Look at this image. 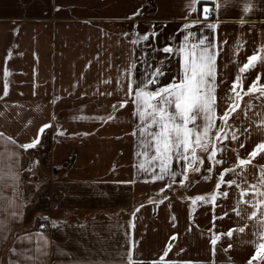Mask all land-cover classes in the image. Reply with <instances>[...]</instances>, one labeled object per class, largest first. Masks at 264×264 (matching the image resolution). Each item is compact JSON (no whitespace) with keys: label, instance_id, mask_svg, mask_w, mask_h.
<instances>
[{"label":"crops","instance_id":"0c3cea01","mask_svg":"<svg viewBox=\"0 0 264 264\" xmlns=\"http://www.w3.org/2000/svg\"><path fill=\"white\" fill-rule=\"evenodd\" d=\"M245 3L252 5L246 13ZM187 4L188 0H0V264H126L130 245L136 264H149L162 254L172 233L177 234L176 240L165 260L246 264L255 250L254 241L258 243L254 233L260 230L258 218L264 205L257 217L248 219L251 205L240 202L237 216L231 209L240 199L239 190L235 185L221 184L219 189L216 185L221 168H231L237 157L246 159L255 144L264 140V125L260 124L264 96L247 92L257 72V88L264 84V66L259 60L255 68L239 73L240 106L224 126L228 138L220 140L215 134L222 126L220 117L230 103L226 102L231 95L228 89L239 67L264 48V0H212L206 17L209 22L218 21V26L205 28L203 34L209 40L214 35L220 49L216 119L209 140L222 148L216 159L223 163L212 165L216 182L211 188H202L206 198L218 193L215 207L211 202L194 207L189 199L175 195L156 204L141 203V198L151 196L165 183L187 185L197 164L189 165L183 184L167 177L145 181L144 176L158 172L159 167L152 151L139 155L143 149L139 133L133 134L139 127L133 105L117 106L113 113L112 105L127 90L126 79L123 91L117 79L131 60L141 61L133 72L135 78L147 67L143 61L155 64L166 55L153 52L149 44L179 47L185 43L181 25L205 19L197 16V10L190 12ZM215 4L220 6L212 12ZM152 26L159 30L155 39L149 36L147 41L133 42L134 33L143 34ZM198 27L191 29L197 37L201 34ZM180 65L177 53L167 57L161 83L178 76ZM5 67L9 73L7 95L3 94ZM109 114L114 118H93ZM49 122L34 147H20ZM196 123L203 121L198 117ZM228 126L236 128V140L231 139ZM203 152L196 148L199 157ZM261 166L264 152L225 173L223 179L235 178L241 189L249 183L261 189ZM171 167L175 170V159ZM225 190L227 196L219 195ZM254 192L250 189L244 200L252 199ZM139 205L143 207L136 211ZM222 212L228 214L222 216ZM241 227L243 231L238 230ZM229 229L233 230L231 236L227 235ZM212 233L220 234L214 255L209 243Z\"/></svg>","mask_w":264,"mask_h":264},{"label":"snow or ice","instance_id":"6c2138e0","mask_svg":"<svg viewBox=\"0 0 264 264\" xmlns=\"http://www.w3.org/2000/svg\"><path fill=\"white\" fill-rule=\"evenodd\" d=\"M201 12L198 16H203L205 19L201 21L200 19H193L188 23L181 25L183 29V40L181 46L174 48L172 44L165 43L162 47L154 44H149L148 47L152 49L153 52H160L166 54L162 56L160 61L155 64H147V60L143 61L147 67L142 73H140L135 78L133 77V72L137 68V64L141 63L139 58H134L129 63L128 67L123 69L120 74V78L117 79V84L121 86V91H123L124 79L127 81V90L124 91V98L115 102L113 107V113L115 112L117 106L119 108H124L125 105L131 103L133 105V116L138 117V128L133 129V134L137 135L139 133L140 148L143 149L139 155L144 156L148 154V151H152V159L158 161L159 171H152L150 175H145V181H164L167 177L169 181L175 182L177 178L179 183L183 184L184 179L187 176V169L189 165L193 162H198L197 166L193 169L194 172H199V165L203 164V160L196 154V148H200L204 151H208V145L211 143L212 148L208 155L209 167L207 168V173H211L212 165L223 163L222 160L216 159V153L221 151L222 148H218L216 144L209 140L210 127L214 125L216 114H215V90L216 84V59L219 54L220 49L217 47L215 42V36L213 39L209 40L206 35L203 34L204 29L215 30L218 26V21L216 23L209 22L206 17L209 15V5L212 0H199ZM219 4H215L212 7V12H216L219 8ZM187 7L190 12H195L197 10V0H188ZM252 7L250 3H245L243 6V12H248ZM137 12L132 13V15H137ZM199 26L197 31L201 34L197 37L196 31L191 29L194 26ZM136 26L133 25V28ZM14 31H16L14 29ZM158 29L152 26L148 32L143 34L134 33L135 40L134 43H139L140 41H147L149 36L153 39L158 34ZM124 35H127L125 33ZM192 38L191 40L189 38ZM221 44L224 41L220 42ZM238 51V48L236 49ZM177 53L181 57L180 73L178 76H173L169 82L161 83V79L164 77L166 72V58L171 56L173 53ZM264 48L260 52H254L252 55L247 57V62L239 67L238 74L235 79L231 82V87L228 92L231 93L227 96L226 102L227 107L223 111V115L220 117L222 121V126L216 131V137L220 140L228 138V133L225 131L227 125L228 117L238 108L239 101L241 98L242 90V80L239 73L245 72L249 68H255L256 62L259 60L261 66H264ZM9 55H11V49H9ZM141 55H144L143 51ZM8 69L5 67L3 70V76L5 79L3 85V94L7 95L8 91ZM143 78H140V77ZM260 80V73L257 72L255 79L249 85L247 92H259L261 96H264V84H260L257 88V82ZM135 85V87H134ZM111 95V93H108ZM53 99H58V97H53ZM248 107H251V101L248 102ZM174 109V110H172ZM200 117L203 121L202 124H197V118ZM96 120L105 121L113 119V114H109L106 117L97 116L93 117ZM191 124V126H189ZM261 125H264V120L260 121ZM50 126L49 123L42 124L38 129L36 137L29 143H24L20 145L23 149H28L34 147L39 142V136L43 133L45 128ZM231 129V139L236 140L238 132L235 127L228 126ZM249 127H252L249 124ZM223 133V135H221ZM58 135L62 134L58 130ZM87 133H85L86 135ZM243 134H247V129L243 130ZM11 140V137L7 138ZM241 147L243 144L241 143ZM264 152V140L256 143L251 152L248 153L246 159H241L237 157L236 163L232 165L231 168H221L220 177L221 180L217 183V189L220 188L221 184L226 186L235 185L239 190L240 199L236 203V207L232 208L237 216H240V212L237 210L239 208V203L243 202L245 204L251 205V212L248 219L257 217V210L261 205H264V198L256 199V196L264 197V166L260 169V185L261 189H256L255 185L249 183L247 187L240 188V184L236 183L235 178L224 180L223 176L227 172L234 171L236 167L244 166L251 162L252 158L256 157L258 153ZM173 159H175L176 167L175 170L172 169L171 164ZM140 168L144 169V164H140ZM147 173V170L145 169ZM15 177V174H13ZM203 179H208L209 176L205 175ZM135 181H117V183H134ZM165 188H170L169 183H165L164 188L159 191L164 192ZM250 189H255L252 199L244 200L245 193L249 192ZM218 193L212 192L208 198L203 195H197L191 197L193 206L196 201H202L207 204L212 203L215 207V202ZM219 195L227 196V190L220 192ZM163 199H168L167 196ZM150 203L156 204L158 200L149 199ZM143 205H139L136 211ZM227 212H222V216L227 215ZM135 217V212L133 213V219ZM174 219V217H173ZM215 219V217H213ZM260 222V230L254 235L257 237L258 243L256 244L254 252L249 256L246 264H264V213H261L258 218ZM134 226V225H132ZM246 226V225H245ZM44 226L41 225V228ZM243 231V227L238 229ZM232 229L227 232L228 236L232 235ZM218 233H212L209 243L213 246L212 253L214 255V246L219 238ZM176 233H172L169 237V243L163 250L162 254L158 259L152 260L149 264H193L192 261H172L165 260L168 250L172 247V244L176 240ZM132 245L129 246L126 252V264H136L132 255ZM228 247H231L229 244ZM14 251V250H13ZM183 251V249H181Z\"/></svg>","mask_w":264,"mask_h":264},{"label":"rangeland","instance_id":"374dc122","mask_svg":"<svg viewBox=\"0 0 264 264\" xmlns=\"http://www.w3.org/2000/svg\"><path fill=\"white\" fill-rule=\"evenodd\" d=\"M152 9V6H149L148 7V10H151ZM210 149H208V151H204L203 154L200 155V158L203 160V164L202 165H199V167L202 169H200L199 172H194L192 171L191 174L189 175V181L187 182V185H180V186H170V188H165L164 189V192H160L159 190H157V192L154 191L151 192L153 194L150 193L149 197H144V198H141V203L143 202H146V201H149V199H153V200H160L162 199L163 197L165 196H170V195H175V196H180V197H183V198H187L189 199L191 202L192 200L190 199L191 197H194V196H197V195H202L203 193V189L205 186H209V188H211V186L214 184V182H216V180H214L212 178V174L211 173H207V166H206V163L207 165L209 164V160H208V153H209ZM197 162L194 163V165H196ZM203 172H204V176L205 175H208L209 178L208 179H203L201 175H203ZM164 188V187H162ZM202 201H196L194 207L198 206L199 203H201ZM41 225L43 224H40L39 227H41ZM44 226V225H43ZM255 264V263H253Z\"/></svg>","mask_w":264,"mask_h":264},{"label":"trees","instance_id":"16d2710c","mask_svg":"<svg viewBox=\"0 0 264 264\" xmlns=\"http://www.w3.org/2000/svg\"><path fill=\"white\" fill-rule=\"evenodd\" d=\"M202 10L200 8V2L198 3L197 5V16H198V13H200ZM198 17H202V16H198Z\"/></svg>","mask_w":264,"mask_h":264}]
</instances>
